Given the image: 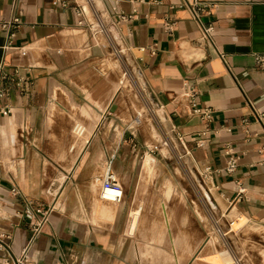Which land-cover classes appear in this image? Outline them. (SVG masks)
I'll list each match as a JSON object with an SVG mask.
<instances>
[{"label":"crops","instance_id":"obj_1","mask_svg":"<svg viewBox=\"0 0 264 264\" xmlns=\"http://www.w3.org/2000/svg\"><path fill=\"white\" fill-rule=\"evenodd\" d=\"M193 1L0 0V22L9 23L0 27V63L6 64L5 103L11 106L10 114H0V233L5 236L0 264L7 256L2 241L15 255L29 246L36 264L140 263L138 243L148 238L140 240L132 231H149L153 224L136 223L139 209L132 211L124 198L132 184L147 178L137 158L147 145L132 132L122 134L115 115L102 126L108 118L102 107L84 140L74 139L75 121L90 119L77 111L82 95L104 100L98 62L109 46L99 32L125 47L146 100L161 110L170 134L172 127L183 134L186 147L180 150L201 180L207 175L203 182L215 208L264 228V136L248 103L264 113V69L253 56L264 53V0H196L205 4L203 20L215 27L214 44L202 39L187 5ZM65 90L71 95L58 101V92ZM193 101L209 110V120L192 112ZM227 146L237 156L231 173L225 170ZM113 153L124 198L105 203L104 161ZM161 153L156 161L146 155L142 168L152 171L156 162L169 170ZM158 177L154 182H163ZM12 184L34 206L50 210L34 239L25 203L13 195ZM165 193L169 197V186ZM177 226L185 237L181 246L189 232L188 248L199 242L194 223L183 217Z\"/></svg>","mask_w":264,"mask_h":264},{"label":"rangeland","instance_id":"obj_2","mask_svg":"<svg viewBox=\"0 0 264 264\" xmlns=\"http://www.w3.org/2000/svg\"><path fill=\"white\" fill-rule=\"evenodd\" d=\"M95 28L97 32L102 29L96 21ZM99 33L109 46L105 59L98 62L104 74H100L99 81L105 91L104 100L100 101L94 94L82 95L85 101L76 103L77 111H86L90 119L75 121L74 139L84 140L86 129L96 122V111L103 108L100 113L108 118L102 121V126H109L115 115V123L122 134L132 132L137 142L146 144L147 151L150 150L151 153L144 151L137 156L140 160L138 168L142 170V176L147 177L146 180L132 184L124 198L131 204L132 211L139 209L138 217L135 216L136 223L153 224L149 231H132L140 240L148 238L138 243L139 264H264V228L246 217L238 222L237 216L241 215L215 208L207 195L205 183L200 175L194 173L190 160L168 132L161 110L146 100L141 79L128 51L119 42L112 45L107 33ZM118 81L120 85L115 87ZM65 91L58 92V101H64L71 95ZM112 104L115 105L114 110L110 108ZM51 106L58 108L55 102ZM79 128L85 129L84 135L80 136ZM166 137L171 140L169 147L163 145ZM161 152L167 156L169 170L157 166L156 162L152 171L142 168L146 155H151L156 161L162 158ZM156 177L163 182L169 181L156 183ZM168 186L169 197L165 193ZM104 202L111 203L107 200ZM183 217L186 222L199 227L200 240L194 247L188 248L187 239L191 232L186 236L184 247L180 245V239L184 236L178 230L177 223ZM131 219L132 215L130 222Z\"/></svg>","mask_w":264,"mask_h":264},{"label":"built area","instance_id":"obj_3","mask_svg":"<svg viewBox=\"0 0 264 264\" xmlns=\"http://www.w3.org/2000/svg\"><path fill=\"white\" fill-rule=\"evenodd\" d=\"M187 5L192 13L193 18L198 23L200 30H201V36L202 39H204L207 43L214 44V34H215V27L210 22H205L203 20V15L206 12L205 11V4L199 1H193V2H187ZM13 23H19L18 18H14ZM81 23V22H79ZM8 22H0V27H6L8 26ZM142 50L145 48L142 47ZM254 61L259 66V68L264 69V53H254ZM221 57L223 58L224 55L221 54ZM231 71V70H230ZM8 77V72L6 71V64L4 62L0 63V114L6 115L11 113V106L8 103H5L6 98L10 94V90L7 86L4 85L3 81ZM22 78H20L18 81L20 82ZM248 103L251 105L252 111L256 119L261 123L262 129L260 131V134L264 136V122H263V116L264 113L258 111L256 108L253 107L251 101L248 99ZM192 112L194 114H197L201 116L204 120H209L211 115L208 109H202L197 105V102H192ZM83 128H79L78 132L81 134L83 132ZM171 134L172 136L177 140L180 147H186L184 142V136L183 134L177 130L175 127L171 128ZM259 134V133H258ZM257 134V135H258ZM169 143H171V140L166 137L165 141L163 142V145L169 147ZM187 153V151H186ZM225 154L227 156V165L225 170L229 173L234 172L237 168V156L235 155L234 151L232 150V147L227 146L225 148ZM115 159V153L111 154L105 161H104V171H103V177H102V186H101V198L107 201H111L114 203H120L122 202L124 198V190L119 183L116 172L113 168V162ZM203 180L207 178V175L202 176ZM12 193L13 195L21 198L25 203V209L23 210L26 217H28L31 220V234L32 239H34L37 235H39L46 223L49 221V208H45L44 206H34L33 202L28 200L24 194L17 188L14 184H12ZM5 237L3 234L0 233V238ZM9 238V236H6ZM1 245L5 249V252L7 254L5 258V264H36L33 262L28 254L29 246H26L23 248L20 255H15L10 245L4 241L1 242Z\"/></svg>","mask_w":264,"mask_h":264},{"label":"water","instance_id":"obj_4","mask_svg":"<svg viewBox=\"0 0 264 264\" xmlns=\"http://www.w3.org/2000/svg\"><path fill=\"white\" fill-rule=\"evenodd\" d=\"M114 108H115V105H112L111 109L114 110Z\"/></svg>","mask_w":264,"mask_h":264},{"label":"bare ground","instance_id":"obj_5","mask_svg":"<svg viewBox=\"0 0 264 264\" xmlns=\"http://www.w3.org/2000/svg\"><path fill=\"white\" fill-rule=\"evenodd\" d=\"M264 254V253H263Z\"/></svg>","mask_w":264,"mask_h":264}]
</instances>
